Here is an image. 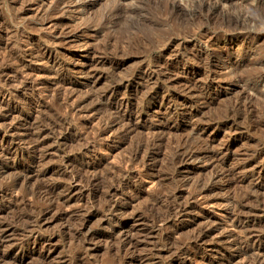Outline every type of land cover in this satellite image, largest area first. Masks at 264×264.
I'll list each match as a JSON object with an SVG mask.
<instances>
[{
    "label": "rangeland",
    "instance_id": "rangeland-1",
    "mask_svg": "<svg viewBox=\"0 0 264 264\" xmlns=\"http://www.w3.org/2000/svg\"><path fill=\"white\" fill-rule=\"evenodd\" d=\"M38 48H51L50 61L28 59ZM11 51L20 55L14 65ZM52 62L51 74L37 72ZM23 64L29 71L21 72ZM0 68L9 69L3 70L12 78L5 88L15 93L0 107L2 116L15 109L0 120V133L13 127L17 137L8 149L12 158L0 156V225L7 230L0 264H242L236 242L264 239V0H0ZM68 94L80 114L66 112ZM111 102L128 105L132 116L122 113L126 118L119 119ZM59 118L70 129L52 131ZM104 118L117 120L97 137ZM151 139H157L147 149L154 186L133 177L140 167L128 161L138 141ZM181 142L203 154L173 165ZM87 145L88 153H77ZM219 151L224 153L217 156ZM89 164L83 175L99 174V181L83 183L85 193L75 191L63 203L72 170ZM214 169L223 174L212 180L216 189L205 197L194 192L192 181L208 182ZM26 172L32 179L15 200L16 191L6 183ZM107 176L114 184L129 182L113 196L118 207L125 203L123 212L105 209L113 185ZM57 183L63 193L62 202L52 201L55 207L46 205L51 200H45V188L34 195L26 191ZM179 203L196 208L173 216L169 210ZM229 208L239 216L235 225L226 220ZM43 211L49 214L35 223ZM63 212L65 217H57ZM29 217H35L29 226L35 225L37 237L23 228ZM128 230L133 243L122 246ZM204 230L210 235L195 243Z\"/></svg>",
    "mask_w": 264,
    "mask_h": 264
},
{
    "label": "bare ground",
    "instance_id": "bare-ground-1",
    "mask_svg": "<svg viewBox=\"0 0 264 264\" xmlns=\"http://www.w3.org/2000/svg\"><path fill=\"white\" fill-rule=\"evenodd\" d=\"M62 2V1H61ZM59 3V2H58ZM205 5V4H204ZM173 6V5H172ZM208 6V5H207ZM120 7V6H119ZM174 7V6H173ZM120 9V8H119ZM123 10V9H122ZM121 10V11H122ZM114 11H116V10H113V12ZM119 13H120V11H119ZM119 13L117 14L118 16H119ZM115 14V13H114ZM121 14V13H120ZM116 15V14H115ZM116 15V16H117ZM120 17V16H119ZM26 27V26H25ZM2 30H3V28H1ZM24 29H26V28H24ZM24 29H22V30H24ZM22 30H20L21 32H22ZM5 31V30H4ZM18 32V31H17ZM24 33V32H23ZM7 34V33H6ZM5 34V35H6ZM17 34V33H16ZM206 37V36H205ZM28 42V41H27ZM28 44H31V43H28ZM7 46V45H6ZM28 46V45H27ZM2 47V46H1ZM23 47V46H22ZM26 48V47H25ZM30 48V47H29ZM33 47H31V49H32ZM51 49V48H50ZM50 49L49 48H42V49H39L38 48V50H39V52L36 54V56H34L35 55V53H30V57L31 58H28V59H34V58H36L35 60H41V61H44V63L46 62H48V61H50V58L52 57V51H50ZM28 50H30V49H28ZM37 50V51H38ZM10 51V50H9ZM36 51V50H35ZM53 51H55V50H53ZM25 52H28L29 53V51H25ZM24 52V53H25ZM4 53V52H3ZM6 55V54H5ZM16 55V56H15ZM6 57V59H7V56H5ZM8 57H9V60L10 61H14V63L12 64V65H14L15 63H18L19 62V57H20V55L19 56H17V54H14V53H12V51L9 53V55H8ZM6 59H4V60H6ZM54 59V58H53ZM25 60V59H24ZM8 61V60H7ZM21 61H22V59H21ZM20 61V62H21ZM57 61V60H56ZM11 63V62H10ZM23 63V62H22ZM25 63H26V61H25ZM20 64V63H19ZM28 64V63H27ZM11 64H10V66H12ZM2 67H3V65H2ZM8 67V66H7ZM15 67H17V66H15ZM19 67V66H18ZM32 67V66H31ZM35 67V66H34ZM41 67V66H40ZM10 68V67H9ZM14 68V67H13ZM21 68V67H20ZM23 68H24V71H23ZM23 68H22V71L21 70H19V71H21V72H26V70H28V68H29V66L28 65H24L23 64ZM37 68H39V67H37ZM36 68V69H37ZM1 69V68H0ZM16 69V68H15ZM26 69V70H25ZM34 69V68H33ZM35 69V70H36ZM70 69V68H69ZM3 70H7V71H9V69H3ZM3 70H1L0 71V94L2 95V97H0V107H2V106H4L3 105V102H7V101H10V99H11V95H14V94H10L9 93V91H10V87H9V91H8V89H6L5 88V86H8L10 83H11V81H12V78H5L4 77V74L5 73H3ZM11 70V69H10ZM18 70V69H17ZM55 69H54V63L52 62V66H50V67H45V69H44V67L43 68H40V69H37V72L39 71V72H46V73H50L51 74V72H53ZM56 70H58V69H56ZM14 71V70H13ZM29 71V70H28ZM32 71V70H31ZM12 72V71H11ZM8 73L9 72H7L6 74L8 75ZM29 73V72H28ZM22 74V73H21ZM59 74H60V72H59ZM26 75V74H25ZM7 77V76H6ZM18 78L16 77V80H17ZM13 84H14V82H12ZM20 83L24 86V85H26V83H23L22 81H20ZM20 83H19V85H20ZM10 86V85H9ZM18 87H21V86H18ZM154 88V87H153ZM16 89H18V88H16ZM152 89V88H151ZM151 89H148L149 91L151 90ZM14 89H12L11 90V92L13 91ZM20 90V89H19ZM19 90H17V91H19ZM153 90V89H152ZM151 90V91H152ZM116 91V88H113V90H112V92H115ZM14 92V91H13ZM117 93V92H116ZM148 93V92H147ZM149 94V93H148ZM18 95V94H17ZM111 95V94H110ZM117 95V94H116ZM145 95V94H144ZM152 95V94H151ZM58 96V95H57ZM68 96H69V94H68ZM72 96L73 95H70L69 97H67L66 99H65V105H68L69 106V109L66 107V112H67V110L69 111V112H71L72 113V115H78V111H77V104H75V103H73V104H75V105H73L72 103H70V104H72V105H70L69 104V100L72 98ZM124 96V95H123ZM117 97V96H116ZM147 97V96H146ZM14 98V97H13ZM13 98H12V100H13ZM16 98V97H15ZM87 98V97H86ZM99 98H100V100H99V104H102L103 102H102V100L104 99V98H102V97H100L99 96ZM61 99V98H60ZM64 99V98H63ZM11 100V101H12ZM23 100V99H22ZM62 100V99H61ZM84 100V99H83ZM113 100V99H112ZM24 101H26V98L24 99ZM58 102H59V100H58ZM62 102V101H61ZM73 102V101H72ZM24 103V102H23ZM61 104V103H60ZM62 104H64V103H62ZM110 106H112V107H110V108H115V110H116V112L117 113H119L120 115H121V117L119 118V119H124V118H126L125 116H124V114H122V113H125V115L126 116H132V113L133 112H131V110L128 108V105H123V102H116V104H114V103H110L109 104ZM15 105H13V107H14ZM17 106V105H16ZM64 106V105H63ZM96 106H99V105H96ZM96 106H95V108H96ZM61 107H62V105H61ZM132 107V106H131ZM22 108V107H21ZM62 109V108H61ZM63 109H64V107H63ZM14 108H12V109H9V111H6V113L4 114L5 116H10V112H14ZM18 111V110H17ZM123 111V112H122ZM60 112V111H59ZM78 112V113H77ZM175 112V111H174ZM176 113V112H175ZM66 114V113H65ZM80 114V113H79ZM4 115L2 116V115H0V116H2L1 118H0V120H3V119H5L4 118ZM66 115H68V114H66ZM71 115V117L72 118H74L73 116ZM173 115H174V113H173ZM56 116V115H55ZM55 116H53V118L55 117ZM58 116V115H57ZM56 116V117H57ZM60 116V115H59ZM58 116V117H59ZM69 116V115H68ZM55 117V120L57 119ZM67 117V116H66ZM172 117V116H171ZM177 117V116H176ZM8 118V117H7ZM60 118H62V115H61V117ZM59 118V119H60ZM128 118V117H127ZM43 119V118H42ZM52 119V118H51ZM68 119V118H67ZM105 119V118H104ZM178 119V118H177ZM25 120V119H24ZM54 120V119H53ZM71 120V119H70ZM115 120H117V119H114V120H112V119H109V118H106L103 122H102V124H100V126L97 128V129H99V130H97V131H95V130H93V131H95L94 133H95V135L98 137V135H100V137L102 136V135H105V134H107V132L112 128V126H113V124L115 123ZM42 121V120H41ZM44 121H48V120H44ZM57 121V120H56ZM53 122V124L51 125L50 124V129L52 130V131H59V130H61L62 132H63V129H70V127L67 125V124H65L64 123V121H65V118H64V120H62V119H60L58 122ZM22 123V122H21ZM50 123V122H49ZM48 123V124H49ZM66 123H67V121H66ZM1 124V123H0ZM47 125V124H46ZM2 126V125H1ZM13 126V125H12ZM11 126V127H12ZM4 128H5V126H4ZM13 128V127H12ZM12 128H9L8 130H5L4 131V133L1 135V133H0V145H1V150H0V156H2V155H6V157H7V155H8V157L7 158H10L12 155H10L9 153H8V149L15 143V141H16V138L14 137V134L12 133V131L14 130V129H12ZM3 129V128H2ZM49 129V130H50ZM48 131V128H46L45 129V131H43L42 133H44V132H47ZM57 131V132H58ZM61 132V133H62ZM10 133V135L8 136V134ZM48 133V132H47ZM51 133H53V132H51ZM28 134V133H27ZM34 134H36V133H34ZM33 134V135H34ZM38 134V133H37ZM36 134V135H37ZM41 134V133H40ZM54 134V133H53ZM59 134V133H58ZM29 135V134H28ZM27 135V136H28ZM32 135V134H31ZM56 135V134H55ZM39 136V135H38ZM91 136V135H90ZM93 137V136H92ZM103 137V136H102ZM22 138V137H21ZM38 139H39V137H37ZM105 138V137H104ZM22 140V139H21ZM160 141V140H159ZM149 143H153V144H157V139H151V140H149L148 141V143H142V141H138V143H136V145H135V149H133V150H135L134 152H133V150H131L132 152H133V154H130V156H129V163L131 162V163H136V164H138V166L140 167L138 170H137V172H136V174L132 171L133 170V167H132V172L135 174H133L132 173V176L133 177H137V178H139L140 180H144V181H142V182H150V184H152L153 186H154V184L156 183H158L157 182V180H156V178H154L155 176H153V175H155V172H154V174H152L151 173V171H149L148 169H150L149 168V166L147 165V160H148V157L150 156V153L148 152V145H149ZM190 143V142H189ZM188 143V144H189ZM38 145V144H37ZM37 145H34V146H32L31 148H32V150L35 152L37 149H39L38 147H39V145L37 146ZM149 146H151V145H149ZM180 148H177V149H175V151H174V153H172V156H173V158H172V164L173 165H177V164H180V163H183L186 159H188V158H191V160L193 159V158H195L196 156H198V154H203V153H195V152H193L192 150L193 149H191V148H187L186 146H188V145H186V143L184 142V143H180ZM89 147L90 146H86V147H84L83 149H79V152H77V153H79L80 155L83 153L84 154V152H87L88 151V149H89ZM193 147V146H192ZM16 148V147H15ZM76 151H77V149H75ZM91 150V149H90ZM228 150V149H227ZM150 151V150H149ZM10 152V151H9ZM88 153V152H87ZM210 154H211V152H209ZM222 153H224V151H219V152H217L216 153V155L218 156V155H220V154H222ZM18 154V152L17 153H15L13 156H14V158H13V160L15 159V156ZM21 156L22 155H24L23 154V152L21 151L20 153H19ZM82 154V155H83ZM205 155H206V152L204 153ZM225 154H227V153H225ZM78 155V154H77ZM132 155V156H131ZM213 155H215V154H213ZM4 156H3V158H4ZM76 156V155H75ZM79 156V155H78ZM6 157H5V159H6ZM200 157V156H199ZM12 158V157H11ZM197 158V157H196ZM195 158V159H196ZM216 158V157H215ZM127 159L128 158H126V161H127ZM217 159V158H216ZM69 160V158H65L64 160H63V162H62V164H64V166H66L67 165V161ZM4 161V160H3ZM6 161V160H5ZM15 161V160H14ZM124 159L122 160V162L121 163H126V161H124ZM218 161V160H217ZM8 162V161H7ZM35 162V161H34ZM37 163V162H36ZM71 163V162H70ZM130 163V164H131ZM219 163V162H218ZM37 164H39V163H37ZM37 164H34V165H37ZM92 164H94V163H92ZM91 164V165H92ZM126 164H128V163H126ZM220 164V163H219ZM219 164H217L218 166H219ZM73 165V164H72ZM91 165L89 164V165H83L82 167H80V168H77V169H74V170H72V172L73 173H71V177H70V180L68 181V182H70V184H68V187L66 188V194L64 193V196H63V198L64 197H66V199L63 201V203H65L66 204V202H69L71 199H72V196H73V194H74V192L76 191V192H79L80 193V195L82 194V193H85V191H84V188H82L83 187V185H85L86 183H89V184H91L92 186L93 185H95V183H97V181H99L98 179L101 177H99V176H97V175H99V174H95V175H87L86 174V176H88V177H85V174L83 175V172H85V173H89L90 171V168H91ZM123 165H125V164H123ZM122 165V166H123ZM222 165V164H221ZM3 165H1V167H2ZM120 167H122L121 165H119ZM127 166H129L130 167V165H127ZM127 166H124V167H127ZM135 166V165H134ZM180 166V165H179ZM222 166H224V165H222ZM0 167V168H1ZM67 167V166H66ZM173 167H175V171H176V169L178 168H176V166H173ZM75 168V167H74ZM119 168V167H118ZM231 168V167H230ZM230 168H228V169H230ZM114 169V171H116V170H118L117 168H113ZM113 169H112V171H113ZM122 168H120V170H121ZM127 169H129V168H127ZM136 169V168H135ZM224 169H226V168H224ZM232 169V168H231ZM230 169V170H231ZM29 170V169H28ZM52 170V169H51ZM120 170H118V171H120ZM126 170V169H125ZM215 171H213L212 173H211V175H209V180H208V182H205V180H203L205 183H202L201 181H200V179H199V181L198 180H196V181H192V182H195L194 183V185H191V186H193V191L195 190V191H197V192H199V195L201 194V195H203L204 197H205V195H207L210 191H212L213 189L215 190L216 189V187L214 186V185H212V180L214 179L215 180V178L216 177H219V175L221 176V174H222V172H218L217 171V169H214ZM223 170V169H222ZM234 170V169H233ZM1 171V170H0ZM23 171V170H22ZM21 171V172H22ZM111 171V170H110ZM111 171V172H112ZM114 171L112 172V174L114 173ZM130 171V172H131ZM221 171V170H220ZM232 171V170H231ZM21 172H18V173H21ZM25 172V171H24ZM124 172V171H123ZM227 172V171H226ZM235 172V171H234ZM1 173V172H0ZM27 173V174H26ZM25 173V175H23V177L24 178H21L20 176V178L19 177H15V178H12V179H15L14 180V182L13 183H6V185H11V188L12 189H10V190H15L16 191V196L14 197V199L15 200H18V198L21 196H18L19 194H18V191H20L21 193H22V190H23V186H21V185H24V184H27L28 183V181L30 180V179H32V177L31 176H29V174H28V172H26ZM117 173V172H116ZM115 173V174H116ZM120 173V172H119ZM128 172L126 171V174H127ZM229 173V172H228ZM110 174V173H109ZM109 174H108V176H109ZM124 174H125V172H124ZM16 175V174H15ZM18 175V174H17ZM31 175V174H30ZM131 175V174H130ZM223 175V174H222ZM13 176V175H12ZM107 176V177H108ZM114 176V175H113ZM121 176V174L119 175V177ZM123 176V175H122ZM121 176V177H122ZM128 176V175H127ZM131 176V177H132ZM111 177V176H110ZM110 177H108V179H110V181L112 182L113 180H111L112 178H110ZM120 177V178H121ZM159 177V176H158ZM157 177V178H158ZM116 178H117V176H116ZM115 178V179H116ZM123 178H125V177H123ZM12 179L10 180V181H12ZM119 178H117V180H118ZM127 179V178H126ZM126 179H120V184H114L113 182V185L109 188V190H107V192H109V197H110V199H108V201L106 202L105 200V203H106V205H105V209L108 211V212H110V213H112V212H116L117 210H122V212H123V208H126V205H124V204H122L121 205V207H118V205H117V198L115 199V198H113V196L115 195V194H117L118 192H119V190H122V189H124L126 186H128V180L126 181ZM138 179V180H139ZM146 179V180H145ZM217 180V179H216ZM67 181V180H66ZM207 181V180H206ZM110 182V183H111ZM214 182V181H213ZM30 183V182H29ZM83 183H85V184H83ZM99 183V182H98ZM111 183V184H112ZM131 183H132V181H131ZM135 183V182H134ZM190 183V182H189ZM136 184V183H135ZM138 184V183H137ZM192 184V183H191ZM30 185V184H29ZM28 185V186H29ZM57 186L55 187V184H54V187L53 188H46V187H43L42 185H40V186H37V188L35 189L34 187H32V188H34L35 189V191L34 190H31L30 188H29V190L28 189H26V191L28 192V193H31L32 191L34 192L33 194H31V195H34V194H36L37 193V191L39 192V190H42L43 188H45L44 189V193H46L44 196L46 197L45 198V200L47 199V197L51 200V201H49L48 199H47V202H50V203H47V202H45L46 203V205L48 204V205H51V204H53L52 203V201L54 202H56V201H61L62 200V198H61V194L63 193V190L62 189H60L61 188V184L59 185L58 183L56 184ZM64 185H66V184H64ZM110 185V184H109ZM27 186V187H28ZM86 186V185H85ZM130 186V185H129ZM20 187H22V188H20ZM63 187V186H62ZM98 187V186H97ZM155 187H157V186H155ZM18 189H22V190H18ZM25 189H24V192H25ZM64 189H65V186H64ZM89 189V188H88ZM93 189V188H92ZM60 191V190H62L61 192H59V193H57V191ZM93 191V190H92ZM124 191V190H123ZM194 191V192H195ZM26 192V193H27ZM125 192V191H124ZM2 193V192H1ZM25 193V195H28V193L26 194ZM91 193V192H90ZM89 193V194H90ZM193 193V192H192ZM24 194V193H23ZM30 195V196H31ZM172 195V194H171ZM181 195V194H180ZM197 195H198V193H197ZM36 196V195H35ZM44 196H43V198H44ZM121 196V195H120ZM27 197V196H26ZM161 197V196H160ZM173 197H177V194H174L173 193ZM135 198V197H134ZM162 198V197H161ZM20 199V198H19ZM23 199V198H22ZM42 199V198H41ZM115 199V200H114ZM119 200V199H118ZM20 201V200H19ZM132 201V200H131ZM130 201V202H131ZM231 201V199L228 201V202H230ZM44 202V201H43ZM59 202H57V203H59ZM62 202V201H61ZM121 202V201H120ZM57 203H55V204H57ZM63 203H61L62 204V207H64L63 206ZM71 203V202H70ZM104 202H103V204H105ZM60 204V203H59ZM64 204V205H65ZM182 203H179V205L177 204H175L176 206L174 207V208H172V209H168L169 210V213L170 214H173V216H174V212L177 214V216H179L178 214H182V213H185L186 211H188V209H191L192 210V207H195V206H191L189 203V205H186V204H184L185 206H183V205H181ZM230 204V203H229ZM58 205V204H57ZM57 205H55V206H57ZM233 205V204H232ZM237 205V204H236ZM235 204H234V206H233V208H235L236 209V206ZM53 206H54V204H53ZM54 206V207H55ZM189 206V207H188ZM231 206V205H230ZM50 207V206H49ZM48 207V208H49ZM52 207V206H51ZM93 207H94V205H93ZM102 207H103V205H102ZM96 208V207H95ZM152 208V207H151ZM155 208V207H154ZM157 208V207H156ZM177 208V209H176ZM196 208V207H195ZM41 209V208H40ZM45 209V208H44ZM54 209V208H53ZM97 209V208H96ZM102 209V208H101ZM28 210V209H27ZM46 210V209H45ZM102 210H104V209H102ZM106 210H105V212H106ZM168 210H167V212H168ZM191 210H190V213H191ZM33 211L35 212V208L33 209ZM36 211H37V209H36ZM46 211H48V209L46 210ZM46 211H43L41 214L40 213H38L39 215L35 218V217H32V218H28V219H25L26 220V222L24 223V226H23V228H24V230H25V232H26V229L30 232V234H31V236H34V237H37V236H35V225H32L31 227L29 226V224L32 222V220H33V218H35L33 221L35 222V223H38V222H42L43 223V219L46 217V215L47 214H49V213H47ZM97 211H98V209H97ZM100 211V210H99ZM163 211V210H162ZM165 211V210H164ZM193 211V210H192ZM237 211H239V210H237ZM237 211L235 212V213H237ZM38 212V211H37ZM167 212H165V213H167ZM2 213V212H1ZM18 213V212H17ZM31 213V212H30ZM60 213V212H59ZM92 213H93V211H92ZM153 213H155V212H153ZM164 213V212H163ZM169 213H167L166 215H167V217L170 215ZM187 213V212H186ZM20 214H21V212H20ZM23 214V213H22ZM25 214H27L26 212H25ZM35 214H37V213H35ZM66 213H61V214H58L57 215V217L59 216V217H62V216H64ZM155 214H157V215H160V214H158V213H155ZM169 214V215H168ZM33 215V214H32ZM93 215V214H92ZM94 215H95V213H94ZM161 215H164V216H166L165 214H161ZM227 221L230 223L231 222V224L233 223V225H235L234 223L236 222V220H237V218L239 217V216H237V214H234L233 213V209H232V211H231V208H229V211L227 212ZM25 216V215H24ZM151 216H153V215H151ZM156 216V215H155ZM13 217H15V215H13L12 216V218ZM19 217V219H20V216H18ZM56 217V218H57ZM65 217V216H64ZM160 218L161 217H163V216H159ZM15 218H17V216L15 217ZM151 218H153V217H151ZM155 218V217H154ZM165 218V220L167 219L168 220V218H166V217H163V219ZM173 218H175V217H173ZM177 218V217H176ZM11 219V218H10ZM24 219V218H23ZM23 219H21L22 221H23ZM31 219V220H30ZM112 219V218H111ZM110 219V220H111ZM239 219V218H238ZM12 220V219H11ZM17 220H18V218H17ZM43 220V221H42ZM84 220V221H83ZM82 221L83 222H81L82 223V225H86V219H83ZM88 220V219H87ZM155 220V219H154ZM164 220V221H165ZM240 220V219H239ZM238 220V221H239ZM16 221V220H15ZM14 221V222H15ZM21 221V222H22ZM108 221H109V219H108ZM156 221V220H155ZM163 221V220H162ZM161 221V222H162ZM242 221V220H241ZM19 222H20V220H19ZM29 222V223H28ZM116 222H118V223H120V222H125V223H127L128 221L127 220H123V221H119V220H116ZM158 222H159V220H158ZM240 222V221H239ZM16 223V222H15ZM23 223V222H22ZM34 223V224H35ZM242 223V222H241ZM6 224V223H5ZM16 224H18V223H16ZM16 224H14V225H16ZM33 224V223H32ZM40 224V223H39ZM8 225H10V223H8ZM81 224L79 225L80 226V229H79V232H81L82 231V228H81V226H82ZM240 225V224H239ZM5 227H6V225H5ZM33 227V228H32ZM4 228V226L3 225H0V244L4 241V239H5V236H7V235H5V232L7 231L6 229V231L3 229ZM79 228V227H78ZM213 228V227H212ZM214 228H216V227H214ZM211 229V228H210ZM215 231V230H214ZM78 232V231H77ZM213 232V231H212ZM210 230L209 231H203V232H200V234H198V235H196V237H193V238H195V240L194 239H192V240H194V242L195 243H198V242H200V241H202V240H204L208 235H210ZM7 234V233H6ZM29 234V233H28ZM91 235V234H90ZM194 235V236H195ZM30 236V235H29ZM245 236H248V235H245ZM122 237H124L123 238V240L124 241H122V246H126V245H128V244H130V243H133L132 241H133V234H132V231H130V230H128L127 232H125V233H123V235H122ZM92 238V237H91ZM111 238V237H110ZM85 239V238H84ZM107 239H109V238H107ZM34 241V240H33ZM85 241V240H84ZM87 241V240H86ZM256 241V240H255ZM37 242H36V239H35V242H34V245L36 244ZM41 244V243H40ZM27 245V244H26ZM132 245V244H131ZM24 246V245H23ZM43 246V245H42ZM195 246V245H194ZM235 246H236V250H235V252H234V254H236L237 256H239V257H241V261H242V264H264V239H259L258 241H256L255 243H254V241H253V243H252V241L248 238V237H245V240H240V241H237L236 242V244H235ZM35 247V246H34ZM121 247V246H120ZM191 247V246H190ZM193 248V247H192ZM234 248V247H233ZM88 249V248H87ZM232 250V249H231ZM184 252V251H183ZM231 252V251H230ZM251 253H253V257L252 258H249V254H251ZM231 254H233V253H231ZM1 257V256H0ZM2 258V257H1ZM235 258V257H234ZM3 259V258H2Z\"/></svg>",
    "mask_w": 264,
    "mask_h": 264
}]
</instances>
